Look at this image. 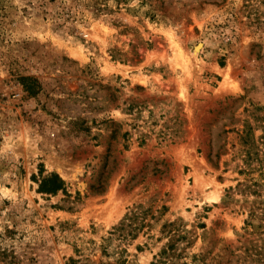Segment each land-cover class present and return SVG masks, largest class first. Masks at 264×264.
<instances>
[{
	"label": "rangeland",
	"instance_id": "1",
	"mask_svg": "<svg viewBox=\"0 0 264 264\" xmlns=\"http://www.w3.org/2000/svg\"><path fill=\"white\" fill-rule=\"evenodd\" d=\"M0 264H264V0H0Z\"/></svg>",
	"mask_w": 264,
	"mask_h": 264
},
{
	"label": "trees",
	"instance_id": "2",
	"mask_svg": "<svg viewBox=\"0 0 264 264\" xmlns=\"http://www.w3.org/2000/svg\"><path fill=\"white\" fill-rule=\"evenodd\" d=\"M43 191L49 193V194H56L58 191H60L64 184L63 182L58 178V176L53 175L50 179L43 181Z\"/></svg>",
	"mask_w": 264,
	"mask_h": 264
}]
</instances>
